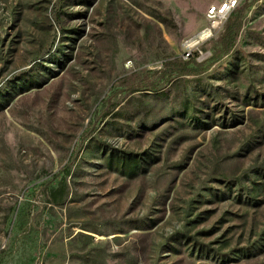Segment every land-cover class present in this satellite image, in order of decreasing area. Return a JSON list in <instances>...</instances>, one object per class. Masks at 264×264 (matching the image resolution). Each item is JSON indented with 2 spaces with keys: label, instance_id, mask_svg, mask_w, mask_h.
I'll return each instance as SVG.
<instances>
[{
  "label": "rangeland",
  "instance_id": "1",
  "mask_svg": "<svg viewBox=\"0 0 264 264\" xmlns=\"http://www.w3.org/2000/svg\"><path fill=\"white\" fill-rule=\"evenodd\" d=\"M224 2L0 0V264H264V0L186 56Z\"/></svg>",
  "mask_w": 264,
  "mask_h": 264
},
{
  "label": "trees",
  "instance_id": "2",
  "mask_svg": "<svg viewBox=\"0 0 264 264\" xmlns=\"http://www.w3.org/2000/svg\"><path fill=\"white\" fill-rule=\"evenodd\" d=\"M247 5H243L242 7H238L237 9H235L231 15L227 18L225 25H224V32L222 35V39H221V52L222 54H229L231 52V50L234 48L239 33L243 27L244 24V17H245V12L247 9ZM190 64L187 63L185 65H182L181 67H179L181 74H196L198 72V70L191 68L189 66ZM168 67H172V63H167ZM130 161L127 162V160H123V162L121 163V167L123 169H129V170H133V165H130ZM68 173V172H67ZM66 195V186H62L60 187L58 190H55L53 192V197L55 199L56 202H59L60 200H62Z\"/></svg>",
  "mask_w": 264,
  "mask_h": 264
},
{
  "label": "built area",
  "instance_id": "3",
  "mask_svg": "<svg viewBox=\"0 0 264 264\" xmlns=\"http://www.w3.org/2000/svg\"><path fill=\"white\" fill-rule=\"evenodd\" d=\"M241 0H225L224 3H222L219 6H214L212 7L209 12H208V16L210 18L217 19L219 22H215L212 26L207 27L203 30V32H205L206 30H209V33L206 34L205 37H201L198 35V37L195 38V43L192 45H188L187 50H186V56L189 57L191 56L192 53V48L195 47L196 45L201 44L202 42H205L207 40H209L212 35H213V30H215L224 20H226L229 15L237 8V6L239 5V2Z\"/></svg>",
  "mask_w": 264,
  "mask_h": 264
},
{
  "label": "bare ground",
  "instance_id": "4",
  "mask_svg": "<svg viewBox=\"0 0 264 264\" xmlns=\"http://www.w3.org/2000/svg\"><path fill=\"white\" fill-rule=\"evenodd\" d=\"M208 33H209V30H206L205 32L202 31V32L199 34V36H201V37H205L206 34H208ZM187 43L190 44V45H192V44L195 43V39H194V38H193V39H190Z\"/></svg>",
  "mask_w": 264,
  "mask_h": 264
}]
</instances>
